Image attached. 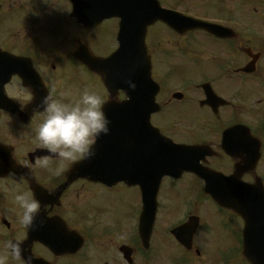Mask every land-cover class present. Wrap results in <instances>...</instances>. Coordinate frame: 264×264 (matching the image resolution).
<instances>
[{
    "label": "flooded vegetation",
    "instance_id": "flooded-vegetation-1",
    "mask_svg": "<svg viewBox=\"0 0 264 264\" xmlns=\"http://www.w3.org/2000/svg\"><path fill=\"white\" fill-rule=\"evenodd\" d=\"M158 1L214 26L178 19L174 26L150 25L145 46L158 90L147 102L157 108L148 120L135 114L134 121H112L126 94L111 95L98 73L102 68L87 66L80 54H111L118 21L82 26L71 16L70 0H0L5 264H22L5 248L8 240L22 241V256L31 262L49 264H248L241 218L209 192L233 193L239 183L264 191V0ZM85 90L105 98L110 130L95 142L90 178H69L79 161H61L37 146L46 115L40 101L52 93L71 104ZM136 110H143L142 95ZM159 133L177 145L171 153L175 176L162 178L153 217L150 211L144 221L142 194L154 186ZM44 159L48 168L38 166ZM59 167L64 171L56 176ZM20 194L42 206L31 229L19 223ZM176 235L190 240L189 247ZM78 239V249L60 251L63 244L78 246Z\"/></svg>",
    "mask_w": 264,
    "mask_h": 264
},
{
    "label": "water",
    "instance_id": "water-1",
    "mask_svg": "<svg viewBox=\"0 0 264 264\" xmlns=\"http://www.w3.org/2000/svg\"><path fill=\"white\" fill-rule=\"evenodd\" d=\"M75 17L82 24H97L105 18L117 17L119 18V31L117 39L119 47L112 56L105 60L104 65L107 68L110 66V71H106L102 74L104 83L108 88L114 86L116 88H127L132 91L126 92L128 102L127 107H134L137 105L138 88L143 89L142 96L147 98L146 85H149V62L144 53V36L146 28L149 24L156 20H163L166 23L170 22L172 13L170 11L160 9L158 3H154L153 0H74ZM140 50H143V54ZM129 81L134 83L135 88L129 87ZM121 112H129L125 110V105L120 108ZM148 116L149 112H143ZM122 116H113L110 120L122 121ZM167 143L163 139H159V179L165 173L164 170L168 169L164 163L167 161ZM71 176H83L89 177V167L87 159L75 164L72 168ZM240 192L247 193L243 199L240 200H252L248 197V191L245 188H241ZM240 190V189H239ZM256 198V200H261ZM238 199L228 197L226 199V205L231 206V203H239L236 207L242 212L245 217V240H244V254L248 257V252H254L257 257L259 252H264V216L253 215L252 209L257 210L261 207L260 204H253L248 206L242 204ZM247 200V201H248ZM249 217V222L246 218ZM254 225V227H253ZM247 227V228H246ZM247 235L254 237V243L250 247L247 245ZM253 249H255L253 251Z\"/></svg>",
    "mask_w": 264,
    "mask_h": 264
},
{
    "label": "clouds",
    "instance_id": "clouds-1",
    "mask_svg": "<svg viewBox=\"0 0 264 264\" xmlns=\"http://www.w3.org/2000/svg\"><path fill=\"white\" fill-rule=\"evenodd\" d=\"M129 87L135 88L129 81ZM105 98L100 94L85 90L75 102L68 104L55 98L52 93L43 97L40 106L45 112V118L37 130L38 147L47 149L61 161L76 162L91 159L95 155L94 145L101 134L109 132L111 121L103 111ZM50 161L44 159L38 162L41 168H48ZM64 171L62 167L54 171L59 176ZM22 210L19 223L25 228H33L36 218L42 211L38 200L30 195L20 194L15 197ZM22 241L8 240L5 248L8 253L22 264H31V259L22 256ZM0 264L5 261L0 259Z\"/></svg>",
    "mask_w": 264,
    "mask_h": 264
}]
</instances>
